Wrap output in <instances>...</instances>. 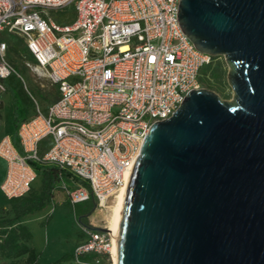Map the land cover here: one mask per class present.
Listing matches in <instances>:
<instances>
[{
	"label": "built area",
	"instance_id": "2783aa9c",
	"mask_svg": "<svg viewBox=\"0 0 264 264\" xmlns=\"http://www.w3.org/2000/svg\"><path fill=\"white\" fill-rule=\"evenodd\" d=\"M179 0H0V79L15 74L6 56L8 35L23 39L30 68L56 88L45 110L0 137L6 199L25 195L37 175L33 163L68 171L61 179L75 205L94 199L103 209L132 171L150 126L169 118L213 56L198 50L178 19ZM71 6L73 19L56 23L48 11ZM4 87L0 82V93ZM46 148L41 149L43 140ZM83 183V184H82ZM87 227L75 257L94 252L87 264H114L113 235Z\"/></svg>",
	"mask_w": 264,
	"mask_h": 264
},
{
	"label": "water",
	"instance_id": "95a60500",
	"mask_svg": "<svg viewBox=\"0 0 264 264\" xmlns=\"http://www.w3.org/2000/svg\"><path fill=\"white\" fill-rule=\"evenodd\" d=\"M177 19L198 50L224 57L232 96L191 89L150 126L117 264H264V0H179Z\"/></svg>",
	"mask_w": 264,
	"mask_h": 264
},
{
	"label": "rangeland",
	"instance_id": "374dc122",
	"mask_svg": "<svg viewBox=\"0 0 264 264\" xmlns=\"http://www.w3.org/2000/svg\"><path fill=\"white\" fill-rule=\"evenodd\" d=\"M52 19L59 24L66 23L73 13L72 7L48 11ZM6 56L12 63L20 77L15 74L0 79L4 91L1 93L3 103H0V137L5 133L10 134L13 124L21 118L32 115L34 104L33 97L40 108L45 107L54 99V87L50 85L46 77L36 74L30 65L34 60L29 54L22 38L17 35H8ZM228 67L222 55L214 56L212 61L202 70L201 85L204 88L216 92L223 99H230L232 89L227 81ZM9 96V97H8ZM19 151V150H18ZM21 153V151H20ZM6 172V163L0 159V182ZM40 183V177L32 183L31 189L36 190ZM74 186L73 182L68 184ZM83 184V183H82ZM112 199L108 202L110 204ZM88 207L87 202H80L75 206L69 201L64 189L59 187L54 191L53 201L44 208L34 211L21 219L31 232V238L27 244L37 253V261L45 263L52 261L64 253H72L78 243L87 236V227H104L106 220V208L100 209L96 205L92 210L78 220V213ZM8 201L0 192V217L10 215ZM106 209V210H105ZM26 255L14 258L0 256V264H6L10 260L24 261ZM102 264H106L104 261Z\"/></svg>",
	"mask_w": 264,
	"mask_h": 264
},
{
	"label": "trees",
	"instance_id": "16d2710c",
	"mask_svg": "<svg viewBox=\"0 0 264 264\" xmlns=\"http://www.w3.org/2000/svg\"><path fill=\"white\" fill-rule=\"evenodd\" d=\"M208 64L201 68L199 80L201 79L202 70ZM21 121L22 118L18 121L15 120L13 124L14 130L10 134L12 142L19 152L21 148L15 132ZM33 168L36 175L40 177L38 188L36 190L31 189V185L29 191L25 195L7 199L9 206L8 212L10 215L0 217V256L14 258L20 255H26L25 260L22 262L10 260L6 264H87L86 262L93 260L97 256L96 253H82L75 257L73 252H67L52 261L40 263L37 261V253L35 250L27 244V241L31 238V232L26 225L21 223V219L49 205L53 201L54 191L59 189L57 183L61 179L66 182L75 180L72 179L68 171L59 169L54 165H39L33 163ZM85 202H87L88 207L78 213V220L80 222H82V218H84L95 206L92 197Z\"/></svg>",
	"mask_w": 264,
	"mask_h": 264
},
{
	"label": "bare ground",
	"instance_id": "6f19581e",
	"mask_svg": "<svg viewBox=\"0 0 264 264\" xmlns=\"http://www.w3.org/2000/svg\"><path fill=\"white\" fill-rule=\"evenodd\" d=\"M131 176V171L125 173L124 176V183L119 189V191L114 195L112 201L106 207V214L104 215L106 220V227L113 235V243L111 247V258L114 264H117L118 257H117V236L119 232V224L122 215L123 203L124 198L127 190V185ZM103 210V209H102Z\"/></svg>",
	"mask_w": 264,
	"mask_h": 264
},
{
	"label": "crops",
	"instance_id": "0c3cea01",
	"mask_svg": "<svg viewBox=\"0 0 264 264\" xmlns=\"http://www.w3.org/2000/svg\"><path fill=\"white\" fill-rule=\"evenodd\" d=\"M72 19H73V13L69 16V18H68V20H67V22L66 23H68V22H70V21H72ZM54 91H55V93H54V99H55V97H56V88L54 87ZM9 97V96H8ZM54 99H52L51 101H53ZM50 101V102H51ZM3 103V100H2V98H1V93H0V103ZM49 102V103H50ZM48 103V104H49ZM34 104V103H33ZM48 104L45 106V107H42L41 109L42 110H45L46 109V107L48 106ZM33 113H34V110H33ZM32 113V114H33ZM23 119H25V118H22V120ZM12 133V132H11ZM10 133V134H11ZM5 134H8V133H5ZM47 144H48V139H45V140H43V142L41 143V149H44V148H46V146H47ZM1 159V158H0ZM2 181V180H1ZM1 183V182H0ZM57 186H59V184L57 183ZM0 192H1V190H0ZM2 193V192H1ZM3 195V194H2Z\"/></svg>",
	"mask_w": 264,
	"mask_h": 264
}]
</instances>
